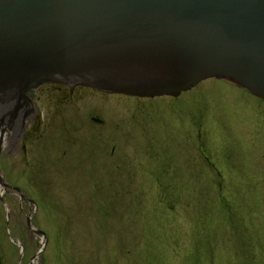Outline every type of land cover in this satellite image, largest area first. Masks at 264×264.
I'll return each instance as SVG.
<instances>
[{
  "label": "rangeland",
  "instance_id": "1",
  "mask_svg": "<svg viewBox=\"0 0 264 264\" xmlns=\"http://www.w3.org/2000/svg\"><path fill=\"white\" fill-rule=\"evenodd\" d=\"M44 85L0 157L37 205L0 189V264H166L196 236L236 264L235 231L264 264L263 100L217 79L176 98Z\"/></svg>",
  "mask_w": 264,
  "mask_h": 264
},
{
  "label": "water",
  "instance_id": "2",
  "mask_svg": "<svg viewBox=\"0 0 264 264\" xmlns=\"http://www.w3.org/2000/svg\"><path fill=\"white\" fill-rule=\"evenodd\" d=\"M210 77L264 99V0H0V129L11 132L0 138L9 154L14 129L34 112L26 92L40 84L177 97ZM0 183L8 186L1 175Z\"/></svg>",
  "mask_w": 264,
  "mask_h": 264
},
{
  "label": "trees",
  "instance_id": "3",
  "mask_svg": "<svg viewBox=\"0 0 264 264\" xmlns=\"http://www.w3.org/2000/svg\"><path fill=\"white\" fill-rule=\"evenodd\" d=\"M188 162L189 164L191 163L190 161ZM203 165L205 167L207 166L205 163H203ZM190 167L193 169L192 165ZM234 235L235 237L231 239L230 253L233 256L236 255V264H256L255 258L247 252V242L244 241L243 237H241L237 231H235ZM236 236L239 237V241H237ZM251 243H253V240H251ZM173 245H176V247L173 246L175 248V252L173 255H167L168 260H166V264H202L203 262L206 264L215 263L213 260L208 259V255L211 253L208 254L206 244L205 247H203V241L199 239L198 236L194 239L191 238L187 244H178V242L175 241L173 242ZM201 257H203V259Z\"/></svg>",
  "mask_w": 264,
  "mask_h": 264
},
{
  "label": "flooded vegetation",
  "instance_id": "4",
  "mask_svg": "<svg viewBox=\"0 0 264 264\" xmlns=\"http://www.w3.org/2000/svg\"><path fill=\"white\" fill-rule=\"evenodd\" d=\"M44 86H48V85H44ZM56 88L57 89H63V93H64V95H67L69 98H70V95H71V92H70V90L66 87V86H64V85H58V84H56ZM37 98V94H36V90H35V96L32 98L33 99V101L35 102V99ZM34 124H35V122H34ZM33 124V125H34ZM33 125H32V127H31V130H33L34 129V127H33ZM29 127H30V125H29ZM13 130V129H12ZM25 131V130H24ZM28 131V130H27ZM14 133H15V135H17L18 137H20V132H17V129H14V131H13ZM11 133V132H10ZM24 133V132H23ZM10 136V135H9ZM24 136V135H23ZM26 136H27V134H26ZM22 137V136H21ZM0 147H2L1 146V143H0ZM22 148L24 149V145L22 146Z\"/></svg>",
  "mask_w": 264,
  "mask_h": 264
},
{
  "label": "bare ground",
  "instance_id": "5",
  "mask_svg": "<svg viewBox=\"0 0 264 264\" xmlns=\"http://www.w3.org/2000/svg\"><path fill=\"white\" fill-rule=\"evenodd\" d=\"M3 148H6L7 146H2ZM0 189L2 190V185H0ZM36 259L37 258H34V261H33V263L32 264H36Z\"/></svg>",
  "mask_w": 264,
  "mask_h": 264
}]
</instances>
